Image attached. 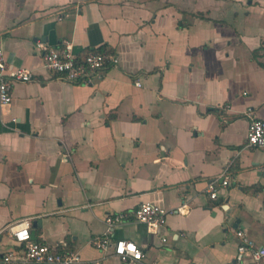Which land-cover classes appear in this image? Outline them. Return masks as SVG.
<instances>
[{"label": "crops", "instance_id": "0c3cea01", "mask_svg": "<svg viewBox=\"0 0 264 264\" xmlns=\"http://www.w3.org/2000/svg\"><path fill=\"white\" fill-rule=\"evenodd\" d=\"M64 40L120 61L68 80L43 58ZM0 48L34 72L0 108V264L24 217L78 264H221L238 229L264 246V149L247 143V110L264 119V0H0ZM145 201L169 210L165 227L112 233L142 262L93 246L109 213Z\"/></svg>", "mask_w": 264, "mask_h": 264}, {"label": "built area", "instance_id": "2783aa9c", "mask_svg": "<svg viewBox=\"0 0 264 264\" xmlns=\"http://www.w3.org/2000/svg\"><path fill=\"white\" fill-rule=\"evenodd\" d=\"M43 58L45 67L51 72L75 82L92 83L93 78L108 65L119 63V57L109 51L90 50L85 53L74 48L70 40H64L57 46H44ZM34 72L25 66H12L8 63L4 51L0 48V108L12 102V89L16 82H27L33 79ZM140 85V82H137ZM250 123L247 132L249 146L264 149V119L257 117L254 111L247 110ZM221 182L212 180L207 185V192L212 199L219 195V186L230 183L227 175ZM169 210L154 202H141L131 210L109 213L105 217L106 230L102 236L92 238V244L102 251H111L124 262H142L144 252L133 240L114 238L115 228L121 223L135 219L147 225L148 229L158 231L167 224ZM32 218L24 217L7 225L8 232L21 246L19 250H10L3 255L4 264L20 262H39L48 264H78L81 255L74 250H58L56 246L38 242L31 236ZM237 250L232 260L221 264H264V246H259L244 229H238ZM166 241L167 237L163 236Z\"/></svg>", "mask_w": 264, "mask_h": 264}, {"label": "water", "instance_id": "95a60500", "mask_svg": "<svg viewBox=\"0 0 264 264\" xmlns=\"http://www.w3.org/2000/svg\"><path fill=\"white\" fill-rule=\"evenodd\" d=\"M31 235H32V237H35V232L32 231V232H31Z\"/></svg>", "mask_w": 264, "mask_h": 264}]
</instances>
